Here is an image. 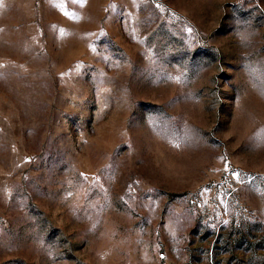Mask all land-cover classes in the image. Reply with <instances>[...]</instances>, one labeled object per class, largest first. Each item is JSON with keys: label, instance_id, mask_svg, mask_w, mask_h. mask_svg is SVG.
<instances>
[{"label": "rangeland", "instance_id": "1", "mask_svg": "<svg viewBox=\"0 0 264 264\" xmlns=\"http://www.w3.org/2000/svg\"><path fill=\"white\" fill-rule=\"evenodd\" d=\"M0 264H264V0H0Z\"/></svg>", "mask_w": 264, "mask_h": 264}]
</instances>
